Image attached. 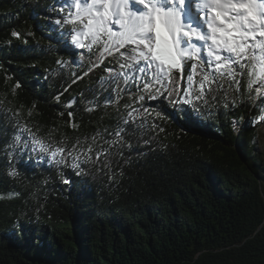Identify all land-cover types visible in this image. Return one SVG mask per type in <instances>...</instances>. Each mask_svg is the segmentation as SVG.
<instances>
[{"label":"trees","instance_id":"1","mask_svg":"<svg viewBox=\"0 0 264 264\" xmlns=\"http://www.w3.org/2000/svg\"><path fill=\"white\" fill-rule=\"evenodd\" d=\"M54 7L59 0H0V264H264V98L241 81L228 96H239L235 107L224 108L220 92L216 107L173 119L163 98L137 100L140 75L117 96L102 77L118 54L95 66L99 53H78ZM126 104L147 108L146 123L164 131L131 134L129 125L132 147L110 170L61 176L37 153L7 148L17 124L46 142L98 131L113 139Z\"/></svg>","mask_w":264,"mask_h":264},{"label":"snow or ice","instance_id":"2","mask_svg":"<svg viewBox=\"0 0 264 264\" xmlns=\"http://www.w3.org/2000/svg\"><path fill=\"white\" fill-rule=\"evenodd\" d=\"M188 2L66 0L65 5L52 9L58 13L53 23L58 28H67L64 36L76 48L89 52L95 48L99 53L95 66L103 63L106 53L118 54L117 67L105 69L108 75L102 77L106 82L102 87L112 89L119 96L121 83L127 84L140 75L143 82L137 85L140 93L137 100L163 98L167 106L175 109L173 119L182 118L181 114L187 119L198 114L201 107H216L220 92L224 95L223 107L228 108L229 103L235 107L239 96L231 101L228 96L230 91L241 93V81L249 94L255 92L252 99L264 98V0H197L194 12L186 7ZM201 14V23L206 26L203 30L201 25L194 26ZM185 18L190 22L186 24ZM19 35L13 32L17 38ZM196 41L201 44L197 45ZM181 105H187L190 111ZM125 108L130 110L121 115L120 122L109 133L113 139L104 138L98 131L90 137H77L70 145L66 138L46 142L30 128L17 124L7 148H24L37 153L41 161L57 168L61 176L64 168L76 175L84 172L83 166H98V171L110 170L113 155L123 156V150L132 147L125 139L130 134L129 125L132 126L131 134L145 128L164 131L156 121L146 123L145 113L151 115L147 108L143 112L132 104H126ZM163 112V108L159 109L156 116L160 117ZM261 113L259 120L264 121V108ZM68 115L70 126L77 127L71 122L73 114L69 112ZM21 133L27 134L22 144ZM150 142L143 141L144 144ZM8 155L14 156V152ZM8 174L18 175L11 168ZM62 183L70 181L63 178Z\"/></svg>","mask_w":264,"mask_h":264},{"label":"rangeland","instance_id":"3","mask_svg":"<svg viewBox=\"0 0 264 264\" xmlns=\"http://www.w3.org/2000/svg\"><path fill=\"white\" fill-rule=\"evenodd\" d=\"M66 4V0H59V6H61V5H65ZM137 7H139V6H137ZM193 11H195V9H193ZM201 15L200 16H198V19H197V24H195L194 23V26H197V25H201V30H203V28L204 27H206V26H203L202 25V23H201ZM185 19H187V18H185ZM190 21L187 19V20H185V23L187 24V23H189ZM202 26H203V28H202ZM195 43H197V45H199V44H201V42H199V41H196ZM71 44V43H70ZM72 45V44H71ZM75 49H77L78 50V53L82 50V49H78V48H76L74 45H72ZM259 122L260 123H263L264 124V121H260L259 120ZM258 148L264 153V131L261 133V135H260V140H259V142H258Z\"/></svg>","mask_w":264,"mask_h":264},{"label":"bare ground","instance_id":"4","mask_svg":"<svg viewBox=\"0 0 264 264\" xmlns=\"http://www.w3.org/2000/svg\"><path fill=\"white\" fill-rule=\"evenodd\" d=\"M196 2H197V0H196ZM195 4V3H194ZM186 7H187V5H186ZM191 11V10H190ZM193 11V10H192ZM194 12V11H193ZM196 24V23H195Z\"/></svg>","mask_w":264,"mask_h":264}]
</instances>
